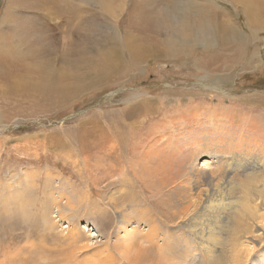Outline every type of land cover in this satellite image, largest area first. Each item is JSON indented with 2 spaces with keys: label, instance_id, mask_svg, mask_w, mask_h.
Segmentation results:
<instances>
[{
  "label": "bare ground",
  "instance_id": "obj_1",
  "mask_svg": "<svg viewBox=\"0 0 264 264\" xmlns=\"http://www.w3.org/2000/svg\"><path fill=\"white\" fill-rule=\"evenodd\" d=\"M111 1L96 0L93 3L104 12L102 23L97 13L88 14L86 9H81V4H76L78 8L60 9L59 12L55 7L49 9L48 13L57 12L64 16L61 17L62 22L69 20V29L66 26L67 32L72 31L69 35L75 36L78 27H83L80 39L76 37L77 40L62 42L61 51L71 63L65 64L64 70L57 73L49 68V36L44 29L47 26L43 12L48 9L49 0H20L22 8L8 0L7 10L3 8L0 21V77L8 81V94L12 99L22 90L26 95L52 92L57 96H75L87 90L84 89L89 83L87 77L95 75L101 82L109 77L125 79L139 71L148 60L176 61L184 64L182 68L188 69L193 65L201 67L198 64L209 57L217 62L219 60L225 70L235 67L240 59L241 44L234 46L237 54L231 60L225 57L223 49L225 42L241 37L243 31L215 0L206 1L221 7L224 11L222 17H219V11L212 9L205 18L208 8L200 2L197 8L201 14L193 15L191 0L180 2V6L169 12L162 10L160 4L166 2L162 5L165 7L172 0H132L128 10L136 20L134 25L130 24L129 28L122 30L118 28L116 13L125 9L126 0H116L117 7L114 9ZM228 1L244 11L249 23L252 19L257 22L254 8L252 12L249 9L251 0ZM30 13L33 21L25 23L30 21ZM75 18L81 19L83 26L75 25L72 22ZM4 20L9 21L4 23ZM96 21L102 24V30H96V23L100 27ZM21 23L29 28L19 26ZM96 36L101 47H98L99 56L93 58L89 52L96 54V51L92 46L88 47V43H92ZM194 45L201 46L203 51L196 54ZM214 46L220 51L213 53L210 47ZM19 68L22 74L18 72ZM91 86H94L93 82ZM247 112L243 111L244 117L232 113L220 116L217 112L204 122V109L199 107L194 110L187 106L178 116L161 120L156 129L158 132L155 131L157 140L163 137L175 140L180 135L178 132L169 135L168 128L182 125L184 146H177L168 153L163 145L157 148L152 144L149 149L145 145L139 159L127 161L129 167L126 169L118 158L113 161L110 157L108 163L98 162L99 177L96 180L101 185H107L99 188L97 195L110 205L116 228L130 235V230L126 228L132 222L145 227L142 243L138 239L129 243L128 247L134 253L143 252L135 254L130 262L264 264V124L247 117L252 111ZM196 134L216 137L219 141L215 143L216 148L208 149L209 142L196 138ZM152 137L148 136L150 140ZM99 146L105 148L106 143ZM197 151H203L208 156L200 167L195 163ZM101 152L113 155L109 149H102ZM137 161L141 163L138 169L135 167ZM125 171L131 172V176ZM114 173H118L119 180L113 182V188L107 192L106 187L114 181ZM60 210L63 213V207ZM98 212L107 214L105 207L98 208ZM160 251L163 253L160 254Z\"/></svg>",
  "mask_w": 264,
  "mask_h": 264
},
{
  "label": "rangeland",
  "instance_id": "obj_2",
  "mask_svg": "<svg viewBox=\"0 0 264 264\" xmlns=\"http://www.w3.org/2000/svg\"><path fill=\"white\" fill-rule=\"evenodd\" d=\"M95 1L49 0L48 9L43 13L52 71L61 73L65 64L71 63L61 51L62 42L77 40L76 37L80 39L83 31L79 26L75 36L69 35L72 34L70 30L67 32L69 20L62 22L61 17L64 16L57 12L78 8L76 4H81V9H86L88 14L97 13L102 23L105 15L93 5ZM131 1L126 0L125 9L116 13L120 30L134 25L136 20L128 10ZM188 1L172 0L165 7L162 5L166 2L161 3L160 7L169 12ZM191 1L194 4L193 15L201 14L197 8L200 2L208 8L205 18L213 10L219 11V17H222L224 11L221 9L224 8L240 26L242 36L225 42L223 49L225 57L231 60L237 54L234 48L241 44V56L235 67L224 70L219 60L209 57L198 64L201 67L193 65L188 69L176 61L148 60L139 71L125 79L109 77L101 82L95 75L87 77L88 86L83 84L87 90L75 96H57L52 92L46 96L37 93L26 95L22 90L13 99L8 94V81L0 77V264H134L130 262L132 257L143 252L134 253L128 246L134 239L142 243L145 227L132 222L126 228L130 235L116 228L110 205L97 195L98 189L107 185L96 180L99 177L98 162L108 163L110 157L113 161L118 158L126 169L129 167L127 161L139 159L145 145L147 149L152 144L157 148L163 145L168 153L177 146H184L182 125L168 128L169 135L177 132L180 135L175 140H165L164 137L157 140L155 131L161 120L178 116L187 106L194 110L204 109V122L217 114L232 113L244 117L243 111L251 110L247 117L264 124V0L249 2V9L257 14L256 23L253 19L249 23L244 11L228 0H215L222 8L206 0ZM7 2L0 0V21L3 8L7 10ZM11 2L22 8L20 0ZM110 3L112 9L117 7L116 0ZM54 7L59 10L48 13ZM32 21L30 13V21L25 23ZM72 22L83 26L81 19L75 18ZM101 23L100 27L96 23V30L103 29ZM19 26L29 28L22 23ZM8 33L11 32L8 30ZM88 45L96 51V54H89L93 58L98 57L99 37L96 36ZM214 47H210L213 53L220 51ZM254 49H258L257 52ZM193 50L198 54L203 48L194 45ZM123 55L125 58L126 53ZM21 68L17 70L22 74ZM92 82L94 86H91ZM152 135L150 140L148 136ZM196 138L208 141L210 150L215 149V143L219 142L216 137L204 134H196ZM103 142L107 147L99 146ZM102 149H109L113 155H104ZM197 153L195 163L200 167L208 156L203 151ZM139 164L137 161L136 169ZM117 174L114 173V181L106 187L107 192L113 188L111 184L119 180ZM125 174L131 176L132 173L125 171ZM62 207L63 213L60 212ZM100 207H105L107 214H100Z\"/></svg>",
  "mask_w": 264,
  "mask_h": 264
}]
</instances>
